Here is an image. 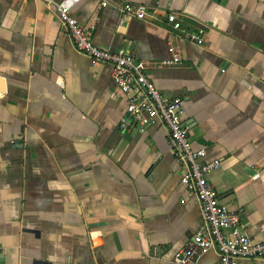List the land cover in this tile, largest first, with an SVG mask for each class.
I'll list each match as a JSON object with an SVG mask.
<instances>
[{
	"label": "crops",
	"instance_id": "0c3cea01",
	"mask_svg": "<svg viewBox=\"0 0 264 264\" xmlns=\"http://www.w3.org/2000/svg\"><path fill=\"white\" fill-rule=\"evenodd\" d=\"M125 3L183 28L123 15ZM72 15L96 46L128 50L160 93L182 98L191 146L221 162L207 176L219 201L263 241L264 0H81ZM199 29L200 45L187 39ZM170 46L180 61L165 66ZM0 77V264H174L202 215L167 131L120 129L126 95L111 67L73 49L46 0H0Z\"/></svg>",
	"mask_w": 264,
	"mask_h": 264
},
{
	"label": "built area",
	"instance_id": "2783aa9c",
	"mask_svg": "<svg viewBox=\"0 0 264 264\" xmlns=\"http://www.w3.org/2000/svg\"><path fill=\"white\" fill-rule=\"evenodd\" d=\"M81 0H46L54 8L61 27L73 49L89 59L91 66L106 64L111 67L112 79L117 88L126 95L127 118L119 127L126 130L133 123L144 130L156 122L166 129L171 150L183 173L180 179L186 190L192 193L200 207L202 223L194 232L188 246L176 253L174 264H196L210 250L217 254L215 264H246L250 260H264V240L254 241L245 232L239 214L219 201L217 190L207 176L218 170V159L204 161V149H194L189 141V129L182 118L185 112L180 97L166 96L157 90L144 73L145 63L126 49L111 51L96 46L92 41V27L80 24L72 15L73 7ZM102 5H105L103 3ZM123 15L138 20H154L163 14L165 22L173 31L183 28L182 20L173 13L149 9L143 4L125 3L119 7ZM187 39L200 45L204 30L188 35ZM171 58L162 65H174L180 61L179 52L169 47Z\"/></svg>",
	"mask_w": 264,
	"mask_h": 264
},
{
	"label": "water",
	"instance_id": "95a60500",
	"mask_svg": "<svg viewBox=\"0 0 264 264\" xmlns=\"http://www.w3.org/2000/svg\"><path fill=\"white\" fill-rule=\"evenodd\" d=\"M216 1H223V0H216ZM4 85V81H3V79L0 77V91H3V86ZM18 140H20V139H18ZM18 143V142H17Z\"/></svg>",
	"mask_w": 264,
	"mask_h": 264
}]
</instances>
